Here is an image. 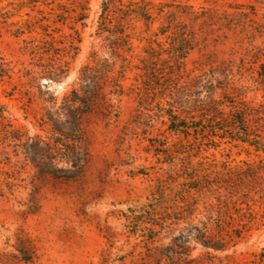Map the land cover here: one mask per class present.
Here are the masks:
<instances>
[{
	"label": "rangeland",
	"instance_id": "rangeland-1",
	"mask_svg": "<svg viewBox=\"0 0 264 264\" xmlns=\"http://www.w3.org/2000/svg\"><path fill=\"white\" fill-rule=\"evenodd\" d=\"M104 1L0 0V264H23L19 237L35 264H264V0H114L105 30ZM141 1L150 25L119 11ZM201 11L251 22L208 28ZM170 14L193 33L177 62ZM87 79V164L56 178L26 147Z\"/></svg>",
	"mask_w": 264,
	"mask_h": 264
},
{
	"label": "trees",
	"instance_id": "trees-1",
	"mask_svg": "<svg viewBox=\"0 0 264 264\" xmlns=\"http://www.w3.org/2000/svg\"><path fill=\"white\" fill-rule=\"evenodd\" d=\"M113 2L114 0H107L103 3V16H101L102 29L105 28V24L108 20L106 14L109 11V6ZM165 7L166 6H159L158 14H162ZM151 10L152 8L150 3L145 1L130 2L128 5L124 6V9H119V11L123 13V16L125 18L131 15H135L136 18L144 21L146 25H150L154 22ZM182 14L189 13H185V11H183ZM190 15L193 21H199L202 23V25H205L208 28L219 25V29H231L233 26H238L241 21L246 22L250 14L240 12L236 15V18L238 17L237 19L235 17H231V15L219 16L207 11H201L196 13L191 12ZM173 16V14H170L168 18L170 19ZM172 21L173 19H170V21H168L169 24L167 26L160 27L159 34L162 36H168V33L170 32L173 35L170 36L171 38L173 37V42L178 41V45L174 47V51L178 53L176 57H174V61L177 62L178 60L185 58L187 53L192 50L191 39L193 38V33L188 32L186 30L185 25L183 26L179 23L172 25ZM248 21L251 22V20ZM258 28L259 27H254L255 30H258ZM116 36V38L122 41L123 43L128 42V36L124 35L123 31H117ZM156 36H158V34ZM211 78H200V81L203 83V87H207V89L213 88ZM88 80L89 79L84 81L86 85V90H84L82 94H80L76 90H72L68 95L63 97L59 112L51 115L49 120L53 125V139L47 141L38 139L37 142H35V145H30L26 147L27 154L31 157L33 164L40 170H43V168L41 167H44V172L56 178L65 180L74 179L82 173L84 166L87 164L86 153H84V151L79 146V136L80 122L82 116L88 113L93 105L92 99L94 94L95 83L94 81ZM89 86L93 87V90H87V87ZM112 87H114V90L110 93L112 95H119L121 92L120 86L114 83ZM211 96H213V94ZM212 101L215 102L214 100ZM99 102L101 104V107L107 110L108 114H110V105L104 99H101ZM242 111L244 112L245 110ZM235 114H237L236 117L239 118V122L244 125V121L242 118L243 113L238 112ZM169 116L171 118V127L177 128L178 126H180L179 123H177L178 118L175 115H172L170 113ZM60 117H62L64 120L62 125H65L67 127L64 130L55 127L54 124L55 121ZM19 242L20 244H22L21 248L18 249L16 247L19 262L23 264H35V254L34 251L31 249L29 239L25 237H19Z\"/></svg>",
	"mask_w": 264,
	"mask_h": 264
}]
</instances>
